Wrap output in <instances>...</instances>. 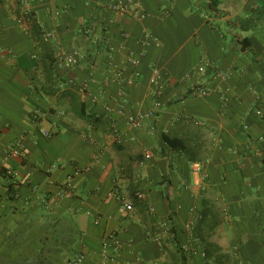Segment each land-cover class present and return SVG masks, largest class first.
Instances as JSON below:
<instances>
[{
	"label": "crops",
	"instance_id": "obj_1",
	"mask_svg": "<svg viewBox=\"0 0 264 264\" xmlns=\"http://www.w3.org/2000/svg\"><path fill=\"white\" fill-rule=\"evenodd\" d=\"M135 1L144 18L111 0H0V264H67L81 250L82 264H264V0H214L217 10L211 0ZM24 11L49 43L17 23ZM75 50L82 59L68 66ZM206 81L207 96L189 93ZM37 107L49 111L38 126ZM53 124L52 136L40 132ZM16 141L25 158L7 156Z\"/></svg>",
	"mask_w": 264,
	"mask_h": 264
},
{
	"label": "built area",
	"instance_id": "obj_2",
	"mask_svg": "<svg viewBox=\"0 0 264 264\" xmlns=\"http://www.w3.org/2000/svg\"><path fill=\"white\" fill-rule=\"evenodd\" d=\"M132 7L135 9V12L140 18H144L146 16L145 13L140 12V5L135 0H111L109 4V8L111 10L115 12H121V13H128L129 11H132ZM56 13L59 14V11H57ZM16 21L20 26L25 27V29H27L28 27L30 29V27H32L33 24L38 23L34 14L30 11H24L20 13L19 15H17ZM85 33L89 34L90 31L88 29H85ZM45 38L51 39L50 35L47 34L46 32H45ZM81 59H82V54L81 52L77 50L73 51L72 53L64 57V61L68 66L77 65L81 61ZM129 60L134 66L139 65L140 61L138 58L131 56L129 57ZM207 64L208 63H203L202 65H199V67L197 68V72L204 73ZM136 74L138 75L139 72L137 71ZM162 78H163L162 73L159 70H155L153 77H152V82L157 84L158 86L156 90L157 99L155 100V103H154L155 109H161L163 106V101L161 97L162 88L160 87V85H158ZM76 84H77L76 79L74 78L68 79V85H76ZM88 87H89L88 82H84L80 86V88L83 91H86ZM213 90L214 89L210 86V84L207 81L197 82L191 86L189 93L194 97H204V96H207L209 93H211ZM107 109L109 108L107 107ZM119 112L123 114V109H119ZM48 114H49V111L44 110L43 108L37 107L30 111L29 117L31 121L38 126L47 118ZM150 114H152V112ZM255 114L260 117H264V110L261 108H257L255 109ZM127 120L134 127L142 128L144 126L143 117L141 116L128 115ZM39 130L44 136L50 137L53 134H55L59 130V128L57 124H53L50 128L40 127ZM260 139H262V137ZM1 143H2V137L0 136V144ZM6 153L8 157L13 156V157L25 158L27 156V153L21 141H16L13 144L9 145L6 149ZM146 157L147 158L151 157L150 153H147ZM87 169H88V166L84 168L75 167L73 173L69 175L67 180L63 183L60 196L62 197L70 196L73 178ZM195 169L197 171H200L201 165L197 163L195 165ZM3 175L5 178L6 185L8 186L11 195L17 200L22 199V195L20 191L21 183L17 178V174L13 170L8 169V170L3 171ZM136 195L139 199L143 198V194L141 192H137ZM118 198L121 201L122 209L126 210V209H130L131 207H133V202L131 200L126 199L122 195H118ZM25 200L27 201L28 199H25ZM109 238L115 240V234L114 233L110 234ZM115 243L117 244L116 241ZM115 243H113L112 246H114L115 250H117L119 249V247ZM108 249H109V244L105 243L102 249V257L106 261L112 260L115 257L114 254L109 252ZM86 256H87V253L84 250H81L77 252L72 258H70L67 264H82Z\"/></svg>",
	"mask_w": 264,
	"mask_h": 264
},
{
	"label": "trees",
	"instance_id": "obj_3",
	"mask_svg": "<svg viewBox=\"0 0 264 264\" xmlns=\"http://www.w3.org/2000/svg\"><path fill=\"white\" fill-rule=\"evenodd\" d=\"M107 0H103V2H106ZM211 7L214 9V10H217L216 9V2L214 1V0H211ZM245 23H247V22H245ZM245 23H243L242 22V26L244 27V26H247V24H245ZM31 31H32V33H33V35L35 36V38L36 39H38L39 40V42L40 43H42V44H45V43H49L50 42V38H45V31L43 30V28L40 26V24L39 23H35V24H33L32 25V27H31ZM80 114H81V116H87L88 118H90V119H94L95 121H98L99 119H101V115H96V114H87V112H86V110H85V107H82V109L80 110ZM109 120H110V118H109ZM110 122H111V120H110ZM112 123V122H111ZM113 130H115L114 129V127L112 126L111 127ZM135 198L136 199H139L138 197H137V195L135 194ZM139 200H141V199H139ZM172 215L170 216V219L172 220ZM174 228L172 227L171 228V231L173 230ZM211 252L209 251V249H206L205 250V257L206 258H210L211 256H213L212 254H210ZM184 259V258H183Z\"/></svg>",
	"mask_w": 264,
	"mask_h": 264
},
{
	"label": "water",
	"instance_id": "obj_4",
	"mask_svg": "<svg viewBox=\"0 0 264 264\" xmlns=\"http://www.w3.org/2000/svg\"><path fill=\"white\" fill-rule=\"evenodd\" d=\"M159 165L164 169V171L166 172L167 170V161L166 159H161L158 161Z\"/></svg>",
	"mask_w": 264,
	"mask_h": 264
},
{
	"label": "rangeland",
	"instance_id": "obj_5",
	"mask_svg": "<svg viewBox=\"0 0 264 264\" xmlns=\"http://www.w3.org/2000/svg\"><path fill=\"white\" fill-rule=\"evenodd\" d=\"M163 229L166 230L165 226L160 225L159 230H160V231H161V230L164 231ZM233 264H234V263H233ZM235 264H236V263H235Z\"/></svg>",
	"mask_w": 264,
	"mask_h": 264
}]
</instances>
